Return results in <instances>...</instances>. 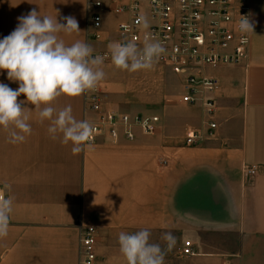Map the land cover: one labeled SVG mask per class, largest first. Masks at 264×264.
<instances>
[{
  "label": "crops",
  "instance_id": "1",
  "mask_svg": "<svg viewBox=\"0 0 264 264\" xmlns=\"http://www.w3.org/2000/svg\"><path fill=\"white\" fill-rule=\"evenodd\" d=\"M88 1L0 0V39L15 29L17 17L36 9L42 16L57 15L61 23L62 17H75L80 32L60 38L68 45L88 43ZM120 21L110 33L103 16L106 44L115 42ZM250 21L254 32L246 59L206 71L220 82L208 95L217 103L212 137L206 135L201 103L181 102V81L170 71L177 89L171 100L160 87L138 109L118 84L105 79L98 84L110 110L142 116L146 104L159 106L155 111L161 115H144L161 117L157 131L137 130L132 142L101 139L74 155L71 143L51 138L50 122L39 121L34 105H22L31 110V134L13 144L0 127V187L13 199L8 235L0 238V264H79L81 231L89 226L99 232L97 264H127L119 233L140 229H148L150 243L162 248L163 233L176 237L164 264H264V0H250ZM0 82L18 88L6 70H0ZM52 106L57 111L71 106L77 120L91 119L84 93L61 95ZM190 131L203 134L193 147L185 141ZM244 165L256 166L258 175L244 177ZM186 242L194 255H183Z\"/></svg>",
  "mask_w": 264,
  "mask_h": 264
},
{
  "label": "built area",
  "instance_id": "2",
  "mask_svg": "<svg viewBox=\"0 0 264 264\" xmlns=\"http://www.w3.org/2000/svg\"><path fill=\"white\" fill-rule=\"evenodd\" d=\"M124 17L117 26L115 42L132 40L143 47L145 36L159 40L166 51L153 68L168 70L181 81V102L186 105L201 103L206 135L212 137L217 129L216 104L208 95L220 88L217 78L206 71L225 65H238L248 54L250 33L238 30V23L246 16L250 19V0H89L87 5L86 39L88 43L104 41V13ZM145 16L148 29L137 24ZM105 61L108 53L93 52ZM104 90L98 85L94 91L84 92V112L93 126L90 144L106 139L113 145L121 141L132 142L137 130L153 135L160 124L158 115L132 116L110 110L106 106ZM201 132L190 131L186 145L193 147L202 140ZM242 175L253 178L258 175L256 166L242 167ZM0 191H3L0 187ZM99 232L92 226L85 227L80 237L79 264H97ZM183 255L192 256L191 242H186Z\"/></svg>",
  "mask_w": 264,
  "mask_h": 264
},
{
  "label": "clouds",
  "instance_id": "3",
  "mask_svg": "<svg viewBox=\"0 0 264 264\" xmlns=\"http://www.w3.org/2000/svg\"><path fill=\"white\" fill-rule=\"evenodd\" d=\"M238 23L242 33L254 32V22L246 16ZM41 15L32 9L27 15L17 17L18 24L7 36L0 39V70H6L7 79L18 83L17 89L0 82V127L9 135V142H23L31 134L30 111L25 103L35 106L39 121H49L47 129L52 139L58 135L63 144H72V153L78 154L90 144L93 126L87 120H77L71 106L59 111L52 102L61 95L76 97L86 91H94L105 78V57L93 56L90 44L77 40L68 45L60 34L80 32L78 21L73 16L61 18ZM137 24L149 28L145 16ZM111 63L119 70L137 72L151 70L165 53L163 44L154 37L145 36L143 47L132 40L108 45ZM26 101H19L21 95ZM8 188V185H5ZM13 199L0 191V238L8 235ZM150 231L140 229L133 233L121 232L118 236L120 252L127 264H164L165 252L171 251L176 237L165 232L159 243H150Z\"/></svg>",
  "mask_w": 264,
  "mask_h": 264
},
{
  "label": "rangeland",
  "instance_id": "4",
  "mask_svg": "<svg viewBox=\"0 0 264 264\" xmlns=\"http://www.w3.org/2000/svg\"><path fill=\"white\" fill-rule=\"evenodd\" d=\"M105 21L108 22L107 30L112 32V29L115 26V23L119 20H122L124 17L117 14H109L104 13ZM113 38V34H111V39ZM109 41H103L100 43H93L92 45H103L104 50H98L96 48L93 50L94 52L108 53L110 56V52L108 49V45L106 44ZM112 42V41H111ZM103 70L105 72V80L116 83L123 89L124 97L126 100L130 101L131 104L137 108V104L140 105L141 101H147V99L152 97V94L156 95L158 88L162 87L167 92L165 95H172L177 92L175 85L172 84L173 79L169 78L168 70H160L156 69L154 72L151 71H137V72H128L127 70H119L112 65L111 59L104 62ZM159 108L156 104H146L145 110L148 114H159L161 115V111H155V109ZM138 109V108H137ZM145 112V113H146ZM145 113H140V115L144 116Z\"/></svg>",
  "mask_w": 264,
  "mask_h": 264
}]
</instances>
